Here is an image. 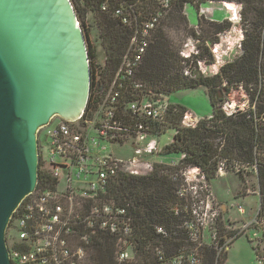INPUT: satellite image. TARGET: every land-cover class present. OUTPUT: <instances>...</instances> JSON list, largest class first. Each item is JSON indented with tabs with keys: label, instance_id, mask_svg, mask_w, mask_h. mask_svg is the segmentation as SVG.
Instances as JSON below:
<instances>
[{
	"label": "trees",
	"instance_id": "trees-1",
	"mask_svg": "<svg viewBox=\"0 0 264 264\" xmlns=\"http://www.w3.org/2000/svg\"><path fill=\"white\" fill-rule=\"evenodd\" d=\"M70 1L80 19L85 39L81 14L103 52L100 71L95 73L97 56L94 53L99 50L91 49L86 41L91 74L89 95L93 87L100 90L109 87L135 29L153 13L158 14L165 2L168 8L160 12L161 18L150 32L141 63L130 77L120 82L118 112L124 119V108L135 101L146 98L163 102L175 92L197 88L205 89L212 108L211 115L202 118L195 128L182 127L187 110L169 103L165 115L155 121L131 118L126 113L129 126H142L144 132L157 141L172 130L173 137L168 143L161 146L158 141L161 148L158 157L171 156L172 159L166 164L154 162L152 172L146 176L119 175L107 189L105 199L125 209L131 219V235L126 239L130 243V259L118 262L117 253L123 245L117 237L99 233L91 241L82 264H168L171 260L176 264H224L232 243L243 236L247 239L248 235L236 236L235 232H227L231 223L227 218L224 222L221 217L217 220V244L208 245L200 238L201 230L194 223L190 198L182 195L187 169H198L211 185L217 181L221 166L227 174L235 175L241 181L248 177L254 179L261 240L258 247L250 243L257 264H264V0ZM208 2H232L241 7L239 23L243 38L239 51L214 76L201 75L197 63L203 62L207 66L213 63L210 47L231 24L227 20H210L199 15L201 7ZM188 3L197 12L195 26L187 19L185 8ZM103 4L105 11H101ZM187 40L194 41L198 49L196 59L191 61L180 56ZM186 72L189 75H185ZM96 75L98 81L95 82ZM238 89L247 97L249 107L245 112L227 117L221 112V104ZM225 235L232 239L226 244ZM192 258L197 263H192Z\"/></svg>",
	"mask_w": 264,
	"mask_h": 264
},
{
	"label": "built area",
	"instance_id": "built-area-1",
	"mask_svg": "<svg viewBox=\"0 0 264 264\" xmlns=\"http://www.w3.org/2000/svg\"><path fill=\"white\" fill-rule=\"evenodd\" d=\"M233 4L234 7L230 9L234 12L226 20L233 27L230 30L232 33L236 29L238 38H229V31L223 33L219 42L210 47L213 63L208 66L203 62L197 63V71L201 75H216L224 63L238 53L236 50L240 48L243 38L239 23L241 7ZM167 8V3L163 2L160 12ZM105 10L103 4L101 11ZM160 12L153 13L135 29L113 81L106 90L93 87L87 105L77 119L63 121L56 117L38 131L40 180H37L35 190L21 201L9 221L7 235L10 230L17 233L15 238L7 237L11 264H82L91 241L99 233L115 236L123 245L117 253L118 262L130 259V243L126 239L131 235V219L125 209L114 206L105 199V195L119 175L142 177L150 174L154 162L149 163L144 158H156L161 150L158 141L144 132L142 126H129L125 115L129 113L131 118L159 120L166 113L167 102L144 98L124 108V119L118 112L120 82L130 77L141 63L150 32L161 18ZM116 14L120 12L116 11ZM200 15L207 18L202 9ZM226 40L228 45H222ZM196 45L194 41L187 40L180 52L181 58L185 61L196 59ZM233 46H236V50H231ZM248 107L247 97L244 106L238 107L225 100L221 112L230 117L247 111ZM200 121V118L187 112L181 125L195 128ZM125 144H131L133 148L130 158H116L109 151ZM226 175L229 174L224 167H219L217 180ZM184 179L186 188L182 195L190 198L194 223L202 233L200 238L208 245H216L217 220L223 215L215 205V197L209 191L210 185L198 169H187ZM238 212L244 215L241 206H238ZM257 215L258 209L254 217L237 229L231 227L237 222L230 221L227 232H235L236 236L248 235L253 246L258 247L261 224ZM225 237V244L232 240L227 235ZM191 260L197 263L195 258ZM168 264L176 262L171 260Z\"/></svg>",
	"mask_w": 264,
	"mask_h": 264
},
{
	"label": "water",
	"instance_id": "water-1",
	"mask_svg": "<svg viewBox=\"0 0 264 264\" xmlns=\"http://www.w3.org/2000/svg\"><path fill=\"white\" fill-rule=\"evenodd\" d=\"M90 76L70 0H0V264H11L12 214L37 185L38 131L82 114Z\"/></svg>",
	"mask_w": 264,
	"mask_h": 264
},
{
	"label": "rangeland",
	"instance_id": "rangeland-1",
	"mask_svg": "<svg viewBox=\"0 0 264 264\" xmlns=\"http://www.w3.org/2000/svg\"><path fill=\"white\" fill-rule=\"evenodd\" d=\"M71 2V1H70ZM212 3V4H209ZM76 4V3H75ZM228 5V6H227ZM232 2H208L201 7L202 10L205 11L207 19L215 18L222 20H226L227 17H231L233 10L230 7H234ZM81 11V9H80ZM79 11V12H80ZM232 11V12H231ZM185 12L187 15V19L191 26L196 25L197 21V12L195 7L188 3L185 8ZM81 13V12H80ZM200 15V12H199ZM88 17V16H87ZM78 18V17H77ZM84 18V19H83ZM83 19V20H82ZM80 19H78V23L80 25ZM84 21V22H83ZM81 23L84 27L86 33V41L88 46L92 49L98 48L99 50V43L95 41L94 32L91 31L89 23L85 20L84 14H81ZM81 27V25H80ZM231 27L229 28V33H231L229 38H238L236 29H233V33L230 31ZM90 35H88V33ZM226 31V32H228ZM225 33V32H224ZM221 36V35H220ZM219 36V37H220ZM91 37V38H90ZM228 40L224 42V46L228 45ZM219 42V39H218ZM217 42V43H218ZM232 43V42H231ZM197 46V45H196ZM236 50V46H233ZM88 48V47H87ZM182 50V49H181ZM237 52L239 49L236 50ZM97 56V61L95 62L94 72L99 73V66H101L103 62V52L100 50L98 53H94ZM90 68V65H89ZM91 81V80H90ZM98 81V80H97ZM246 96L238 90H233L230 95L226 98L227 101L232 102L235 106H244ZM165 102L178 105L187 111L191 112L194 116L202 119L211 115L212 108L208 99V96L205 92L204 88H197L194 90H182L175 92L169 95ZM223 104V103H222ZM221 104V105H222ZM221 109V107H220ZM173 137V131L169 130L164 135L159 137L158 141L161 146L165 145L169 142V140ZM149 140V138H147ZM116 158L125 159L130 158L133 154V148L131 144H125L123 147H113L109 150ZM172 157H156L153 158L148 156L144 158L145 161L151 162H160V163H169ZM209 191L215 197V205L220 208V212H222L224 222L227 218V221L237 222L236 224L232 225L231 227H235V229L240 228L243 226L245 221H249L250 218L254 217L257 209H258V198L255 194V183L252 177H248L247 180H239L238 177L235 175H226L223 178L215 181L213 184L210 185ZM238 206H241L244 210V215H240L238 212ZM225 216V217H224ZM10 238L17 237V233L14 230H10L9 235L6 232V240ZM250 237L247 239L245 236L235 240L230 248L227 251V257L224 264H257L256 255L253 250V247L250 243ZM252 241V240H251Z\"/></svg>",
	"mask_w": 264,
	"mask_h": 264
},
{
	"label": "crops",
	"instance_id": "crops-1",
	"mask_svg": "<svg viewBox=\"0 0 264 264\" xmlns=\"http://www.w3.org/2000/svg\"><path fill=\"white\" fill-rule=\"evenodd\" d=\"M212 20H218V21H221L220 19H218V18H215V14H214V18L212 17ZM187 112H189V111H187ZM191 113V112H190ZM195 115V114H194Z\"/></svg>",
	"mask_w": 264,
	"mask_h": 264
},
{
	"label": "bare ground",
	"instance_id": "bare-ground-1",
	"mask_svg": "<svg viewBox=\"0 0 264 264\" xmlns=\"http://www.w3.org/2000/svg\"><path fill=\"white\" fill-rule=\"evenodd\" d=\"M231 8V7H230ZM233 9V8H232Z\"/></svg>",
	"mask_w": 264,
	"mask_h": 264
}]
</instances>
